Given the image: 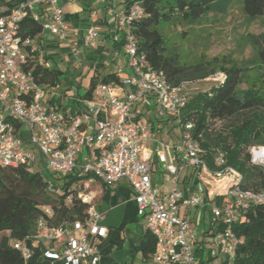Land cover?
I'll return each instance as SVG.
<instances>
[{
	"label": "built area",
	"instance_id": "1",
	"mask_svg": "<svg viewBox=\"0 0 264 264\" xmlns=\"http://www.w3.org/2000/svg\"><path fill=\"white\" fill-rule=\"evenodd\" d=\"M60 2L73 5L77 0H25L12 9L0 6V166L29 167L59 178L74 172L89 175L76 184L75 193L87 205L84 222L46 227L42 218L37 220L32 241L43 246L42 258L48 264H97L96 241L105 236L106 228L100 225L103 215L94 200L101 185L112 191L124 182L131 189L136 215L144 218L145 229L155 240L152 264H210L212 260L233 264L241 240L232 225L251 206H264V191L243 189L241 174L226 165L223 152L216 153L214 168H210L199 143L189 134L191 123L173 144H166L152 137L150 123L141 121L151 107L156 120L169 117L177 125L189 98L168 84L162 72L149 68L138 52L131 27L143 16L141 1L117 15L127 76L119 84L97 83L88 108L81 111L48 106L49 95L34 75V69L43 66L42 51L34 38L21 34L20 24L29 16L41 24L37 36L48 33L59 42L67 41L68 34L77 36L79 29L65 22ZM94 15L90 13L91 18ZM82 32L85 46L95 48L100 34L93 24ZM69 52L74 59L80 54L76 45H70ZM149 142H154L152 151L146 148ZM168 151L177 164L168 161ZM248 153L251 163L264 171V146H251ZM153 154L165 173L166 193L151 181ZM187 169H191L189 177L194 183L186 190L182 180ZM205 177L224 190L219 205L210 202ZM46 184L51 195L60 194L54 183ZM71 200L67 196L66 203ZM203 207L216 227L208 243L197 247V234L179 213ZM13 248L25 261L32 254L23 242L14 243Z\"/></svg>",
	"mask_w": 264,
	"mask_h": 264
},
{
	"label": "trees",
	"instance_id": "2",
	"mask_svg": "<svg viewBox=\"0 0 264 264\" xmlns=\"http://www.w3.org/2000/svg\"><path fill=\"white\" fill-rule=\"evenodd\" d=\"M23 1L0 0V6L12 9ZM137 1H141L143 16L133 23L131 30L137 39L138 52L144 55L149 68L162 72L166 82L178 88L192 77L181 65L178 52L167 46L159 26L176 17L184 23H195L212 12H225L231 0H126L124 6L127 8ZM235 1L241 4L243 13L250 19L264 15V0ZM20 27L23 37L35 38L41 33L40 22L29 16L22 20ZM251 40L254 46L252 61L247 65H236L231 58L223 59L218 64L224 74L223 81L191 95L176 127L184 133L185 125L191 123L189 134L199 143L210 168H214L216 153L223 152L226 165L241 174V187L261 192L264 191V171L251 163L248 149L264 146V34L251 37ZM122 45L123 37H120L113 48L120 50ZM101 57L96 64H91L88 89L82 95L79 88L76 90L77 96L83 100L91 99L92 90L98 82L120 83L115 73L100 75V68L103 67ZM198 66L201 64L198 63L194 70L197 71ZM260 73V81L256 83L251 74ZM34 75L38 83L50 88L60 84L53 66H37ZM70 105L75 108L74 102ZM154 165L155 161L152 162V172ZM47 174L52 179L64 181L57 186L61 190L58 196L48 192L43 174L29 167L0 166V264H48L42 258L43 246L32 241L37 235L38 219L42 218L46 227L84 222L87 205L78 200L75 193L76 184L88 179L89 175L74 172L59 178L49 172ZM110 193V189L100 186L94 200L99 212L101 206L108 202ZM70 195L72 200L67 204L66 198ZM221 199H217L216 205L221 203ZM46 210H49V215ZM232 231L241 240L235 248L233 264H264V206H251L232 225ZM16 242H23L30 248L32 254L26 261L13 248ZM139 250L145 261L151 259L155 240L149 232L143 237Z\"/></svg>",
	"mask_w": 264,
	"mask_h": 264
},
{
	"label": "crops",
	"instance_id": "3",
	"mask_svg": "<svg viewBox=\"0 0 264 264\" xmlns=\"http://www.w3.org/2000/svg\"><path fill=\"white\" fill-rule=\"evenodd\" d=\"M125 1L104 0L102 3H95L93 0H77V3L73 5L60 2L65 22L69 26L79 29V33L77 36L68 34L65 42H59L53 35L48 33L34 38V42L38 44L42 51V67L53 66L57 70L58 76L64 75L67 80L64 79L63 83L60 81V84L54 88L39 83L49 95L48 106L56 109H71L72 111L86 110L88 108L87 100L81 99L76 94V90L80 88L79 78L84 74L82 72L84 66H87L89 72L92 73L91 64H96L100 56H102L103 65L99 71L100 75L115 73L120 80L127 76L128 72L122 46L120 50L113 48V44H118L120 37H122L117 23V15L119 11L125 9ZM91 12H95L94 18H91ZM91 23L100 34L93 49L85 46L82 32ZM70 45H76L80 50V54L76 59L72 58L69 52ZM45 57H48V60H45ZM89 58H92V60ZM62 65L63 68H61ZM58 91H61L60 94ZM69 92L72 94L70 93L68 96ZM71 102L75 103L74 109L70 105ZM141 121L151 124L150 132L155 140L173 144L179 137V130L174 120L169 117L161 121L156 120L151 107L146 111ZM154 147V142H149L146 145L149 151H152ZM166 155L168 161L178 163L171 152L168 151ZM84 157L85 151L79 156L80 163L83 162ZM154 161L151 181L162 192L165 173L153 154L152 162ZM190 172L191 169H187L182 180V185L186 190L191 188L194 183V180L189 177ZM158 173L162 180L160 186H158L160 182L157 176ZM217 184L215 180L209 177L204 178V186L209 193L208 197L212 204H216L217 199L222 198L224 192L221 186ZM100 211L103 215L100 225L106 228V234L96 241L99 258L97 264H152L151 259L147 261L143 259L139 250V245L147 232L145 220L136 215V205L132 198V192L126 183H119L111 191L108 202L105 206H101ZM179 215L188 219L191 228L197 234L196 246H205L216 227L209 210L206 207L181 210Z\"/></svg>",
	"mask_w": 264,
	"mask_h": 264
},
{
	"label": "rangeland",
	"instance_id": "4",
	"mask_svg": "<svg viewBox=\"0 0 264 264\" xmlns=\"http://www.w3.org/2000/svg\"><path fill=\"white\" fill-rule=\"evenodd\" d=\"M228 5L225 12H212L192 24L184 23L176 17L171 22L159 26L167 46L178 52L181 65L191 74L192 78L189 81H183L178 86L181 93L188 97L206 91L211 85L223 81L224 74L218 67L223 59L231 58L236 65L242 63L247 65L254 57L251 37L264 34V15L250 19L243 13L242 6L237 1L231 0ZM198 63L201 66H198L196 71L194 67ZM82 70L84 74L79 78L81 95L88 89L91 76L87 66L82 67ZM261 74H251L256 83L260 81ZM59 78L63 83L65 76L60 75ZM60 92L58 91L59 94ZM42 174L46 181L56 186H61L64 182L62 179H52L47 171H43ZM157 176L160 186L162 180L159 173ZM168 187L165 182L162 193H166ZM209 263L217 264L218 261L212 260Z\"/></svg>",
	"mask_w": 264,
	"mask_h": 264
}]
</instances>
